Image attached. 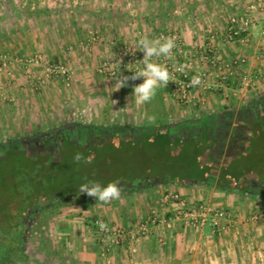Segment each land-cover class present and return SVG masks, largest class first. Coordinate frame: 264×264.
Returning <instances> with one entry per match:
<instances>
[{"label":"rangeland","instance_id":"rangeland-1","mask_svg":"<svg viewBox=\"0 0 264 264\" xmlns=\"http://www.w3.org/2000/svg\"><path fill=\"white\" fill-rule=\"evenodd\" d=\"M257 3L258 0H0V146L30 141L27 152L18 153L17 148L0 156V243L19 227L15 218H10L9 211L19 217L25 204L33 199L41 204L45 200L46 205L38 220L26 219L21 251L6 253L0 264H92L85 262L81 254L84 241L87 242L83 239L87 238L91 243L98 241L103 261L108 257L113 259L114 251L123 250V243L114 246L110 240L102 242L96 225L104 222L109 226L101 218L103 213L111 211L109 202L79 193L80 186L90 181L106 186L115 181L122 191L135 183L136 176L144 175L150 176L149 181L160 175L172 181L179 172L188 173L181 168L192 164L195 156L199 157L202 152L208 155L209 145L202 148L205 138L194 148L192 142L169 144L154 136L145 143L131 145L121 138L109 139L110 135L107 138L103 135V141L97 140L96 144L86 143L84 138L73 143L67 140L64 131L69 127L72 130L71 126L76 124L104 129L144 126L151 124L146 111L152 112L158 125L167 118L164 106L171 121L192 118L200 110L181 106L170 88L163 85L151 101L137 104L133 86L142 83L143 78L129 80L128 86L118 89L115 81L99 72L104 60L114 59L125 47L135 50L138 69H142L145 53L136 48L143 37L155 40L162 34L163 41L168 34H177L185 50H192L191 44L195 41L202 45L211 42L207 39L209 31L215 36L211 42L215 48L214 60L232 61L242 57L248 61L242 72L253 76L259 68L264 71V67H252L258 63L264 66L261 47L264 36L260 31L264 25V9L249 10ZM237 16H245L256 24L246 45L226 40L228 22ZM198 53L193 58L186 56L194 61V74L211 70L212 63H201ZM159 57H153L152 62L159 63ZM184 62V57L173 61L181 65ZM58 68L66 73L61 75ZM131 74L125 73V76ZM257 86L255 93L263 94L264 76ZM233 88L230 85L225 92L231 98L227 101L245 104L250 97L234 99L230 91ZM207 96L212 97L211 103L216 100L218 104L221 92L214 91ZM200 113L206 112L200 110L197 114ZM249 127H255L257 135L245 143V154L233 165L234 174L251 172L264 178V122L259 120ZM48 133L56 140L51 142L48 152L40 151L31 141ZM43 144L47 145L45 140ZM77 153L85 159L77 162ZM89 157L91 163L86 162ZM87 205L90 208L84 211L82 208ZM240 214L238 219L246 220L250 226L249 220L255 212ZM256 224L264 229V222ZM256 233L259 232L251 230L248 236ZM247 247L262 252L264 243Z\"/></svg>","mask_w":264,"mask_h":264},{"label":"crops","instance_id":"crops-1","mask_svg":"<svg viewBox=\"0 0 264 264\" xmlns=\"http://www.w3.org/2000/svg\"><path fill=\"white\" fill-rule=\"evenodd\" d=\"M261 47L264 50V42ZM255 65L252 67H264L259 63ZM164 89L167 90L165 87ZM162 94L165 95L164 92ZM224 96L221 95L218 104L215 103L216 100L211 103L212 97H209L206 101V109L203 107V111L206 113L197 114L200 110L195 111L192 118L185 120L171 121L168 118V108L164 106L167 116L165 123L168 122L172 128L169 144L181 142L186 145L192 142V146L195 148L205 138V144L202 146L209 145L208 156L212 160L210 165L213 167L209 176L210 182H179L177 179L179 175L176 176L177 178L171 179L172 181L164 175L157 176L151 181H149V175L136 176L134 184L122 189L119 199L109 202L111 211L106 214L102 212L103 215L100 213L102 217H99L104 218L111 227L118 226L130 230L134 229L139 221L147 220L153 216L159 222L157 221V225L152 227L148 236L132 245L135 252L132 251L131 244L125 241L123 242L125 244L123 250L119 253L116 252L119 254V258L116 259L117 254L114 251L116 255L112 253L113 259L105 258L106 263L264 264V250L256 252L253 247L251 250L247 247L248 244L254 246V244L264 243V235H262L264 229H260L261 227L253 223L251 218L249 220L250 226L245 223L246 220L238 219L240 213L243 215L245 211L264 216V178L251 172H241V174L236 175L232 169L235 161L245 154V143H250L253 136L257 135L255 132L257 130H254L255 127L250 128V124L254 125L259 120L264 122V93H254L245 104L239 105L232 101H230L231 103L228 102L227 100L231 98H227V95ZM164 101L163 99V104L166 105L167 101L165 103ZM195 108L198 110L201 107L196 106ZM129 110L131 109L129 108ZM139 113L142 114L140 110ZM146 115L151 124L110 126L108 128L111 129L110 137L108 138L117 137L118 139L121 138L122 142L137 145L145 143L153 136L158 137L159 127L154 123V115L150 111H146ZM186 123L194 124V126L185 130ZM101 127L103 128V126L97 128ZM163 128L160 127L161 130ZM246 136L251 137V139L245 138ZM204 161L206 162V158ZM224 172L227 181L231 177L237 181L232 180L233 184L228 181L229 183L226 185V182L222 181ZM166 195L176 198L175 200L169 199L166 204L163 201ZM125 196H128L127 200H124ZM182 202L190 208L209 204L217 209L229 210L232 218L226 223L227 229L221 233L212 232L208 226L202 230H192L182 222V214L179 208V203ZM120 214L123 216L120 217ZM244 217L242 216V218ZM162 219L169 222L170 226L163 224ZM256 225L257 227H255ZM254 229L259 233L248 236L251 230L254 232ZM250 237L253 239L251 240ZM83 240L87 241H84L85 244L81 253L85 256L84 261H91L92 264H105V260H102L103 253H101L103 250H101L102 247L98 241L95 239L91 243L89 238ZM86 243H91V245H86Z\"/></svg>","mask_w":264,"mask_h":264},{"label":"built area","instance_id":"built-area-1","mask_svg":"<svg viewBox=\"0 0 264 264\" xmlns=\"http://www.w3.org/2000/svg\"><path fill=\"white\" fill-rule=\"evenodd\" d=\"M264 9V0H258L257 4H252L249 7L250 12ZM255 22H251L245 16L232 17L228 22L226 40L237 41L238 44L246 45L249 40L251 29H255ZM261 34L264 36V25L261 28ZM207 39H211V42L215 39L214 35L206 32ZM167 37L173 38L175 41V47L172 49L171 58L167 56L159 57V63L166 66L171 73L172 79L169 81L166 87L170 88L173 98L183 107H196L200 106V110L205 108L208 100L207 94L218 91L221 95H226V91L230 85H234L232 91V97L234 99L249 98L252 93H255L259 88L257 86L258 81L264 76V71L257 69L255 74L249 75L242 72L241 68L247 64V60L242 57H236L234 60L213 59L215 48L210 43L205 45L199 44L197 41L193 42L192 50H185V44L180 40V36L177 34H168ZM164 36L160 34L159 39H163ZM208 39V40H209ZM200 52V60L203 64L212 63L211 70H205L201 74H194V61L193 59H187L186 56H192ZM199 54V53H198ZM185 58L186 62L183 65L177 63L174 64L178 58ZM137 58L135 57V50L130 47L121 48L117 56L112 60H104L100 65L99 72L106 74L110 80L116 82V79L125 76L128 73L134 74V71L139 70L137 64ZM57 68H55L56 70ZM54 70V71H55ZM240 70V73H239ZM50 71V69H47ZM58 73L64 75L66 72L58 68ZM195 77H199L200 83L194 84ZM142 78V77H141ZM137 79V81H139ZM136 81V80H135ZM165 86V85H163ZM206 109V108H205ZM176 197L166 195L164 203H168L169 199L175 200ZM179 208L182 214L183 224L192 230H202L208 226L214 233H221L227 229L226 223L232 218V215L224 209H217L209 204H201L198 207H187L184 202L179 203ZM159 220L153 216L147 220L139 221L134 229L130 230L124 227L107 226L106 230H101L99 222H96L98 231L102 236L101 241L105 242L110 240L111 244L118 246L123 242H128L132 246L134 243L140 242L151 232L153 226L157 225ZM253 223L260 221L264 222V216L255 214L251 217ZM161 222L170 226L169 222L162 219ZM135 252V249L132 248Z\"/></svg>","mask_w":264,"mask_h":264},{"label":"clouds","instance_id":"clouds-1","mask_svg":"<svg viewBox=\"0 0 264 264\" xmlns=\"http://www.w3.org/2000/svg\"><path fill=\"white\" fill-rule=\"evenodd\" d=\"M175 47V41L173 38H165L150 40L147 37H143L138 41L137 50L143 51L144 57L142 62V69L134 71V74L116 79V86L119 88L128 86L129 80L135 81L139 78H143V82L139 85L133 86V95L137 104H144L152 100L156 95L157 90L161 85L167 86L171 81L172 76L168 68L162 64L152 62L153 57H159L161 55L171 58L172 49ZM194 84H199V77H195ZM85 159L80 153H77L75 160L77 162ZM87 163H91V158H87ZM79 193H87L88 196L96 198L97 201L108 203L112 200L119 199L121 196V187L118 182H111L109 184L102 185L99 182L90 181L82 184L79 188ZM101 230H106L107 225L104 222H99Z\"/></svg>","mask_w":264,"mask_h":264},{"label":"trees","instance_id":"trees-1","mask_svg":"<svg viewBox=\"0 0 264 264\" xmlns=\"http://www.w3.org/2000/svg\"><path fill=\"white\" fill-rule=\"evenodd\" d=\"M167 12H165L164 14H162V16L164 17L165 14ZM158 127V132H157V139H160V141H162L164 143V141H168V143H170V132L172 131L171 126L168 124V122H160V124L158 123L157 125ZM194 126V124L191 123H186L185 124V130L186 129H191ZM75 127V131L83 133H90V134H96V135H101L103 136L105 132H110L111 129H104V128H96V127H86L80 124H76ZM160 127H164L163 130L160 129ZM69 129V131H68ZM66 130L65 135H69L70 136V127ZM130 130V129H129ZM72 131V130H71ZM126 131H128V129H126ZM125 131V132H126ZM131 131V130H130ZM73 133V132H72ZM132 133V131H131ZM75 134V132L73 133ZM155 138V139H156ZM245 138H250L246 136ZM203 147V146H202ZM20 149V151L18 153H23V152H27L26 148H24L21 145V142H16V143H11V144H7V145H2L0 146V156H4L6 153H9L11 151H15V149ZM196 148V147H195ZM200 153V152H199ZM206 158V162L204 161ZM208 160V161H207ZM211 158L210 156L206 155L202 152V154H199V157L195 156L194 157V162L192 164H189L185 167H182V170H187L188 173L187 174H183V173H178L179 178H177L179 180V182L181 181H189V182H193V181H199L201 183H209L210 179V173L212 170V165H210L211 162ZM236 167H232V169L234 170ZM192 170V171H191ZM190 171V172H189ZM235 172V171H234ZM225 172L223 173V177H222V181L224 180L226 182V185L230 182L231 184H233L232 180L237 181L236 179H232L228 178V181L226 179L225 176ZM212 183V182H211ZM235 188V186H233ZM37 207L41 208L40 210H37ZM90 207L87 206H83V210L87 211ZM46 211V205H45V200L43 202V204H41V202L35 199H33L32 201L29 200L27 202V204H25L24 208L21 211V214L19 215V217L16 216V212L15 214H11V211H9L10 213V218H15L16 223H18V228L16 230V232L13 234L11 233L12 236H9V239H7L6 241L1 242L0 247L2 248V254L0 255V260H4V257H7L6 253H13L14 251H21V247L24 244V236L27 230L25 221L26 219H33V220H38V218L40 217V213L43 214ZM37 212V213H36ZM26 217V218H25ZM11 237V238H10ZM0 248V250H1ZM7 262V260H5ZM7 264H10L9 262H7Z\"/></svg>","mask_w":264,"mask_h":264},{"label":"flooded vegetation","instance_id":"flooded-vegetation-1","mask_svg":"<svg viewBox=\"0 0 264 264\" xmlns=\"http://www.w3.org/2000/svg\"><path fill=\"white\" fill-rule=\"evenodd\" d=\"M71 127H73L72 130L73 129L74 130L73 131L70 130V132H71L70 133V136L69 135H66L68 141H71V142L75 143L79 139L84 138V140H86V143L87 142L88 143L89 142H93V143L96 144V143H98L97 140H100V141L102 140V139H100L102 136L101 137H98V135H97L96 137H94V134L86 133L84 131H83V133H81V131L76 133L75 127L74 126H71ZM68 131H69V129H68ZM64 132H66V130ZM72 132L73 133L75 132V134H73ZM103 133H105V131ZM109 134H110V132H106L103 137H108ZM43 139L45 140V142L47 143V145H44L43 144V141H44ZM32 140L33 141H31V142L34 143V146H36L38 149L40 148L39 149L40 151H47L48 152L49 149H50V146H51V142L53 140H56V138L54 137L53 134L48 133V134H42L41 136L37 137L36 139L34 137V139H32ZM29 143H30V141H28V142L27 141L26 142L25 141H22L21 142V145L24 148H26L27 146H30Z\"/></svg>","mask_w":264,"mask_h":264}]
</instances>
